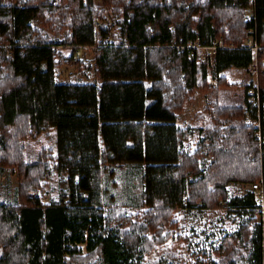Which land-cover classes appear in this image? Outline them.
Instances as JSON below:
<instances>
[{
  "label": "trees",
  "instance_id": "1",
  "mask_svg": "<svg viewBox=\"0 0 264 264\" xmlns=\"http://www.w3.org/2000/svg\"><path fill=\"white\" fill-rule=\"evenodd\" d=\"M249 6L0 0V167L17 169L19 179L16 200L0 202V264H264L255 192L232 197L228 189L264 179V152L243 112L247 86L225 75L254 61L243 47ZM255 6L264 126V0ZM197 37L233 47L217 52L215 87L206 65L178 48ZM85 48H93L86 68L95 80L60 81L58 68ZM198 91L207 103L196 113L192 148L185 141L194 130L178 121ZM47 130L56 131L55 148L29 159L26 142ZM204 155L210 160L201 164ZM126 165L138 170L140 191L134 202L113 205L104 198L107 170ZM53 171L65 178L67 193L44 203L37 193ZM198 204L240 211L244 219L192 262L163 231L177 209ZM160 247L161 257L148 261Z\"/></svg>",
  "mask_w": 264,
  "mask_h": 264
},
{
  "label": "rangeland",
  "instance_id": "2",
  "mask_svg": "<svg viewBox=\"0 0 264 264\" xmlns=\"http://www.w3.org/2000/svg\"><path fill=\"white\" fill-rule=\"evenodd\" d=\"M108 26L111 20L107 21ZM83 56L80 62H83V67H79L80 62L73 66L72 61L63 64L58 68V79L62 82H76V81H93L95 80L94 74L89 72L86 68L88 64H93V48H85L82 50ZM69 54V50H65ZM73 60V59H72ZM230 82L234 84H243L247 86L252 83V78L249 76L247 68H230L225 72ZM209 83V81H208ZM259 84V79H258ZM260 86V85H259ZM207 103V99L200 91L196 92L193 99L185 105L184 111L179 114L178 124L180 126L189 127L193 129V135L186 140V144L195 147L197 140L196 128L199 123L196 119V113L200 112ZM246 125H253L247 119ZM55 130H47L35 139H30L26 142L27 154L29 159L36 160L41 149L53 150L55 147ZM258 138V137H257ZM259 139V138H258ZM264 140V138H263ZM259 143L264 152V141ZM208 156H203L201 164L209 161ZM113 172L109 174V171ZM106 187L104 198L113 205H122L134 202L140 191V175L138 170L132 165L123 167L115 166L107 170ZM17 169L2 168L0 167V202L12 203L17 198L18 187ZM262 180V179H261ZM256 181L254 183L260 182ZM44 188L37 194L40 196L42 202L49 203L51 200L64 197L67 193V186L65 178L58 174L56 171L52 172L50 179L44 181ZM252 183V184H254ZM252 184L230 183L228 189L231 196L244 195L247 191L252 189ZM36 194H32L35 196ZM196 206V205H194ZM128 208L127 210L133 213L140 212L142 208ZM199 208V207H198ZM250 216V215H249ZM247 217V215H244ZM256 222H262V214L253 215ZM240 211H231L225 208H208V210H199L192 208V210L179 211L178 209L173 213L171 224L164 227L163 234L170 235L167 243L169 246L175 245L176 250L179 249L182 257L185 260L192 262H201L205 257L200 253L202 249L208 248L209 245L218 244V238L222 237L225 233L231 232L238 228L241 223ZM211 245V246H212ZM210 247V246H209ZM163 247L156 248L152 254L147 257L148 261H156L161 257Z\"/></svg>",
  "mask_w": 264,
  "mask_h": 264
},
{
  "label": "built area",
  "instance_id": "3",
  "mask_svg": "<svg viewBox=\"0 0 264 264\" xmlns=\"http://www.w3.org/2000/svg\"><path fill=\"white\" fill-rule=\"evenodd\" d=\"M246 20L250 24V27L247 32L246 39L244 41L243 47L247 50H250L253 54L254 61L248 67L249 76L252 78V83L247 85V102L243 106V112L245 116L250 120L253 125L254 132L256 136L260 139L261 144L263 143L264 138V126L261 120V89L258 84V62L256 60L257 55L260 51L259 38H258V29L256 24V6L255 0H250V6L246 11ZM181 52H187L189 58L195 59L197 63L204 64L207 67L209 73V85L215 87L216 81L213 79L212 71L216 63V55L220 49H232L233 47L227 46L222 39L212 41L210 44H205L197 37L192 42L184 46L178 47ZM83 49L76 51L74 58L72 60V65L75 66L79 63L83 56ZM252 191L255 192L256 198L260 203L259 212L262 214L264 219V179L258 183L251 185ZM184 201L187 204L188 196H184ZM201 204H198L195 208L199 210H208L206 208L200 207ZM199 207V208H198ZM194 208V209H195ZM220 209V208H218ZM179 211L183 210H192L190 207H180Z\"/></svg>",
  "mask_w": 264,
  "mask_h": 264
}]
</instances>
